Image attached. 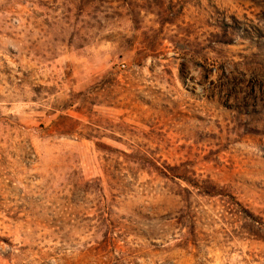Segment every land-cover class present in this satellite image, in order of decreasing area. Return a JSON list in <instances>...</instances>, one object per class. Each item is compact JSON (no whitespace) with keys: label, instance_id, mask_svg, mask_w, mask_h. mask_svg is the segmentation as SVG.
I'll return each instance as SVG.
<instances>
[{"label":"rangeland","instance_id":"rangeland-1","mask_svg":"<svg viewBox=\"0 0 264 264\" xmlns=\"http://www.w3.org/2000/svg\"><path fill=\"white\" fill-rule=\"evenodd\" d=\"M0 264H264V0H0Z\"/></svg>","mask_w":264,"mask_h":264}]
</instances>
